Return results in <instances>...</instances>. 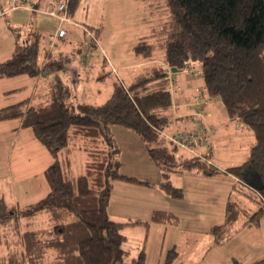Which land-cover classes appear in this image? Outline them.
I'll return each mask as SVG.
<instances>
[{"label":"trees","instance_id":"16d2710c","mask_svg":"<svg viewBox=\"0 0 264 264\" xmlns=\"http://www.w3.org/2000/svg\"><path fill=\"white\" fill-rule=\"evenodd\" d=\"M79 2L70 0L71 16ZM166 2L170 26L159 31L167 32L165 64L179 70L198 63L206 94L220 99L229 118L247 125L254 136L247 160L223 171L240 179V191L257 206L249 211L232 199L227 201L223 222L210 228L213 240L221 243L235 232L239 219L242 226L258 225L264 211V0ZM45 36L29 28L15 43L12 55L0 61V78L61 69L64 65L59 60L39 63L43 46L44 56H50ZM151 47L143 36L134 50L150 59ZM163 77L161 69L149 76L139 73L128 85H114L105 101L93 104L70 102L69 87L55 73L48 80V90L34 94L31 101L24 98L0 107V120L20 119L21 126L31 127L53 158L45 169L49 190L25 211H44L52 224L47 229L23 231L21 249L0 255V264H144L143 247L132 253L128 246L123 232L127 222L112 219L107 207L114 180L149 182L120 172L119 146L112 128H125L141 137L164 176L158 185L170 196H182L181 189L167 179L170 170L219 172L205 156H178L181 147L162 134L171 107ZM69 145L87 155L83 173L72 179L64 177L67 168L59 158ZM247 166L259 178L256 186L243 176ZM4 205L0 196V207ZM151 220L176 224L178 218L169 211L154 210ZM177 257L176 249L170 248L163 264H176ZM233 264L240 263L234 259ZM252 264H264V260Z\"/></svg>","mask_w":264,"mask_h":264},{"label":"crops","instance_id":"0c3cea01","mask_svg":"<svg viewBox=\"0 0 264 264\" xmlns=\"http://www.w3.org/2000/svg\"><path fill=\"white\" fill-rule=\"evenodd\" d=\"M87 1L80 0L72 15L73 22H69V25L80 26L83 30L85 26L83 23L88 19ZM17 10L7 14L14 16ZM23 10L29 12L28 22L19 23L14 18L12 26L9 25L13 32L18 31L21 38L29 28L40 30L46 36L59 26L66 29L64 23H59L55 18ZM66 34L56 40L63 39ZM13 42L15 45L17 41ZM62 55L67 54L58 53V56ZM41 57L44 58L43 55ZM134 64L142 67L139 73L146 76L157 69L165 72L169 67L165 64L164 58L157 61L153 57L139 59ZM117 67L122 66L117 65L113 68ZM74 79L77 81L79 78L75 76ZM171 80L172 86L163 77V84L171 97L169 122L163 135L208 131L209 143L204 144L195 140L191 147L197 148L196 153L205 156L210 165L219 172L204 174L198 171L170 170L167 173L168 181L182 191L181 197L170 196L158 185L164 176L161 169L150 159L141 137L128 129L114 127L113 133L119 146L120 172L147 180L149 183L114 180L107 207L109 216L127 222L123 232L127 236L128 246L132 253L143 247L144 264H163L166 252L170 248H175L178 252L176 264H233L234 259L240 264H252L264 260V211L258 225L242 226L243 220L239 219L235 232L221 243L215 242L210 232L213 225L223 222L225 205L229 199L249 211L257 206L250 197L240 191L242 183L237 177L223 171L247 160L250 147L254 143L252 131L244 123L230 119L220 99L211 98L206 94L200 72L195 76H189L182 69L174 70ZM197 89L200 91L197 92ZM196 94L205 98V101L193 103L192 96ZM18 126H21L20 119ZM19 127L18 131L24 130ZM62 151L64 152L60 156ZM79 151L82 149L73 145L60 151L59 158L67 171H71L70 156ZM84 153L85 162L87 155ZM243 176L250 185L259 184V178L252 166L246 167ZM154 210L173 213L178 218L177 223L152 221L151 215Z\"/></svg>","mask_w":264,"mask_h":264},{"label":"rangeland","instance_id":"374dc122","mask_svg":"<svg viewBox=\"0 0 264 264\" xmlns=\"http://www.w3.org/2000/svg\"><path fill=\"white\" fill-rule=\"evenodd\" d=\"M87 3L88 19L83 23L86 31L80 26L64 23L66 36L52 40L54 45L46 43L50 56L45 58V47L41 48V65L59 60L64 66L49 70L44 75L1 77L0 107L24 98L31 101L34 94L48 90V80L55 73L69 87L70 102L100 104L109 97L114 85H128L142 70V67L134 63L145 57L136 52L134 46L143 36L152 46L149 51L153 58L158 61L165 57L167 32L159 31L163 26H170L171 15L166 0H88ZM10 15L0 17V61L12 55L13 40L21 39L18 31L13 32L9 25L14 18L19 23L28 22L30 16L23 9H18L14 16ZM88 43L90 46L86 49ZM60 52L67 55L58 56ZM117 65L122 67L113 68ZM188 65L196 73H190L184 66L182 71L186 75L195 76L201 71L198 63ZM75 76L79 78L77 81ZM18 124V118L0 120V196L5 204L0 207V255L21 249L20 235L23 231L47 229L52 224L44 211L34 214H26L25 211L30 203L40 200L49 190L45 169L53 158L35 137L31 127L20 126L24 130L18 131ZM164 136L171 140L172 134ZM192 148L198 152L197 148ZM189 151L180 148L177 154L186 156L194 153ZM84 152L82 150L70 156L71 171L65 170V178L72 179L83 173Z\"/></svg>","mask_w":264,"mask_h":264},{"label":"built area","instance_id":"2783aa9c","mask_svg":"<svg viewBox=\"0 0 264 264\" xmlns=\"http://www.w3.org/2000/svg\"><path fill=\"white\" fill-rule=\"evenodd\" d=\"M70 0H0V16L7 14L10 11H13L15 9L23 8L30 10L32 12H35L37 14H44L45 16L55 18L58 20L59 23H69L73 22L72 16L68 12V6H69ZM83 30L86 31V27H83ZM66 34V29L64 27H57L55 31L49 32L47 35V44L48 45H54V41L58 37H63ZM94 39L95 37L91 35ZM90 46V43L87 44V47ZM184 68H188L187 70L192 73L195 70L190 67V65H186ZM196 73V72H194ZM193 73V74H194ZM171 74L172 70L171 68H167L164 72V78L170 83H172L171 80ZM200 90L197 89V92ZM200 98V100H199ZM193 103L198 104L201 101H205L204 98L199 97L198 94L192 96ZM171 140L176 142L181 148L192 150L191 144L197 140L199 142H202L204 144H207L209 137L207 131L201 130L198 133L191 134V133H185L180 132L176 134H172L170 136ZM198 155V153L194 152ZM209 162V161H208Z\"/></svg>","mask_w":264,"mask_h":264},{"label":"water","instance_id":"95a60500","mask_svg":"<svg viewBox=\"0 0 264 264\" xmlns=\"http://www.w3.org/2000/svg\"><path fill=\"white\" fill-rule=\"evenodd\" d=\"M171 70L174 71V70H176V68L175 67H171Z\"/></svg>","mask_w":264,"mask_h":264}]
</instances>
